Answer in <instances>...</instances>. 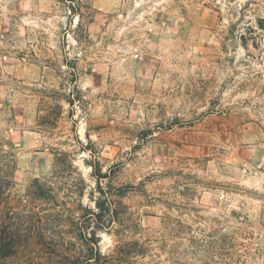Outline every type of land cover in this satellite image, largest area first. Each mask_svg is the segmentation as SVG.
Segmentation results:
<instances>
[{
	"label": "rangeland",
	"instance_id": "obj_1",
	"mask_svg": "<svg viewBox=\"0 0 264 264\" xmlns=\"http://www.w3.org/2000/svg\"><path fill=\"white\" fill-rule=\"evenodd\" d=\"M0 144L10 204L66 251L99 187L100 253L145 248L90 264H264V0H0ZM58 244L0 264H64Z\"/></svg>",
	"mask_w": 264,
	"mask_h": 264
},
{
	"label": "trees",
	"instance_id": "obj_2",
	"mask_svg": "<svg viewBox=\"0 0 264 264\" xmlns=\"http://www.w3.org/2000/svg\"><path fill=\"white\" fill-rule=\"evenodd\" d=\"M72 8L74 10V7ZM14 167V154L3 148L0 144V260L14 257L21 249L29 245H37L43 240L48 244L51 242H58L59 244L57 246L63 248V245L66 244V239L61 237L60 241H58L56 238L60 235H56L53 232L51 233V231L50 233L43 231L42 227L37 224L39 220L35 218L38 217L35 212L28 210L29 213H27L25 211L27 209L24 210L19 206L10 204L9 187L13 183ZM101 177L105 176H96L97 180ZM38 190L39 193H37V196L39 198L46 201L54 199V189L51 185H41L38 187ZM98 192L99 196L102 197L94 201L96 210H90L88 213V215H90L88 217H94L95 224L92 229H90L91 231H89V233H87V229L86 231L85 229L82 230V232H85V255L80 258L79 255L71 254L66 251V248H63V258L66 260L64 264H90L92 262L98 263L100 260L106 259L125 261L129 260L131 256L142 254L145 250V248L135 240L130 241V243H120L114 253L107 255H102L100 253L97 246L99 239L96 237V230L102 229L110 231L111 227L110 225L99 222H102L105 217H108V222L118 218L117 215H115V209L107 203V192L101 187H99ZM114 231L119 232V230Z\"/></svg>",
	"mask_w": 264,
	"mask_h": 264
}]
</instances>
